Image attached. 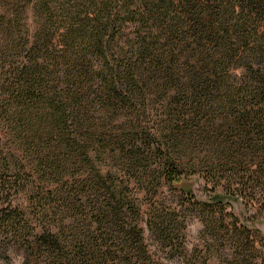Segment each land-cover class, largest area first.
<instances>
[{
    "label": "trees",
    "instance_id": "obj_1",
    "mask_svg": "<svg viewBox=\"0 0 264 264\" xmlns=\"http://www.w3.org/2000/svg\"><path fill=\"white\" fill-rule=\"evenodd\" d=\"M252 179L264 187V0H0L6 264H163L145 232L186 220L165 192L204 209L208 250L231 230L264 264Z\"/></svg>",
    "mask_w": 264,
    "mask_h": 264
},
{
    "label": "rangeland",
    "instance_id": "obj_2",
    "mask_svg": "<svg viewBox=\"0 0 264 264\" xmlns=\"http://www.w3.org/2000/svg\"><path fill=\"white\" fill-rule=\"evenodd\" d=\"M241 169V171L246 172L245 167L242 166ZM244 175L246 176V174ZM252 180L255 181L256 179ZM256 183L258 186H255V183L249 182V187L246 190L245 196L246 199L251 201V203L254 204V207L257 208L259 202L264 200V187L262 186L261 181L256 180ZM194 189L195 195L199 198L208 197L207 195H211L212 193L211 184L204 183L203 181L196 183L194 185ZM163 194V199L166 201V203H183L182 212L174 213V215H171V218L177 220L180 219L182 215L186 217V220L181 222L183 226L175 222L176 226L180 228L178 230L176 228L173 231H169L166 235L160 230L152 232L151 234L148 231L145 232L146 241L150 247V250L156 256L162 258L160 261L163 264H204V261L206 260L207 264H251L253 255H249L250 252L244 253L245 256L242 257L237 253V251H235L234 248H229V245L237 240V235H235V233H233L231 230H229L227 233L222 231L219 235H217L218 245L215 247L219 248L218 251L212 249L211 246L210 250H208L206 244L211 242V238L209 234L204 236V234H206V230L202 224L204 223V226H206V223H202L203 220L200 218V216L204 215L202 214L204 213L202 212L204 209L200 210L199 208H194L183 198L180 197V200L178 198L179 196L177 197L175 195H171L172 193L165 192ZM232 204L233 211L237 214L240 206L236 202ZM247 209L248 210H246V215L244 218L248 219L249 221L255 220V225L259 229V233L250 231V233H253L256 238L254 243L255 250L253 252L259 251L258 256L264 257V249L260 247V243L262 239H264V213L261 210L258 211L255 208H250L249 206ZM227 210L230 211V207H227ZM224 219L226 226L231 227L229 224H227V222H230L232 218L230 216H225ZM169 241L172 244H176V248L173 250L171 256L167 253V248L163 247L162 245V243ZM179 244L181 245L180 248L178 246ZM11 255V264H20V258L17 253L11 252ZM7 262L8 261L2 257L0 258V264H6Z\"/></svg>",
    "mask_w": 264,
    "mask_h": 264
}]
</instances>
